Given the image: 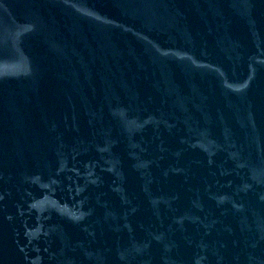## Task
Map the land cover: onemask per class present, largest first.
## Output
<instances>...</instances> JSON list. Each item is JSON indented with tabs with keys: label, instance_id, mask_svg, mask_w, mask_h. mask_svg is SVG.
Segmentation results:
<instances>
[{
	"label": "water",
	"instance_id": "water-1",
	"mask_svg": "<svg viewBox=\"0 0 264 264\" xmlns=\"http://www.w3.org/2000/svg\"><path fill=\"white\" fill-rule=\"evenodd\" d=\"M0 264H264V0H0Z\"/></svg>",
	"mask_w": 264,
	"mask_h": 264
}]
</instances>
